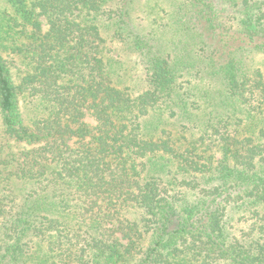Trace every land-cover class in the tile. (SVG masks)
Wrapping results in <instances>:
<instances>
[{
    "label": "trees",
    "instance_id": "trees-1",
    "mask_svg": "<svg viewBox=\"0 0 264 264\" xmlns=\"http://www.w3.org/2000/svg\"><path fill=\"white\" fill-rule=\"evenodd\" d=\"M4 2L0 264H264V0Z\"/></svg>",
    "mask_w": 264,
    "mask_h": 264
},
{
    "label": "rangeland",
    "instance_id": "rangeland-1",
    "mask_svg": "<svg viewBox=\"0 0 264 264\" xmlns=\"http://www.w3.org/2000/svg\"><path fill=\"white\" fill-rule=\"evenodd\" d=\"M165 4L163 3V0H137L136 2V6L138 8V10L136 11L137 13L134 14V17H136L138 22H142L144 23L147 19L151 20V18H153L154 16H159L158 20L159 22L156 24L154 22H146L147 26H144V32L146 33L149 30H158L160 33H164V35L166 37L169 36L170 38L172 37V31L175 28V25L173 23V19H172V10L173 8L176 7V3L178 0H165ZM158 4V7L154 8L155 4ZM6 4L4 2V0H0V20H1V13L3 12V10H5ZM167 9H165V7ZM162 8H164L165 10L163 11ZM139 9H141V11H139ZM151 9H154L155 12L153 13V15H150L149 17L147 16V13L149 11H151ZM145 24V23H144ZM220 34V32H219ZM191 35V34H190ZM189 35V36H190ZM218 37H220L218 35ZM169 38V40H170ZM189 44H193V39L192 36L190 37H186ZM178 41L181 43V35L177 37ZM185 40V39H184ZM224 44H227L229 46H237L240 44H244L242 42V40L238 39V36H236L235 34H229V35H225L223 38ZM111 46L114 48L112 49V51H110L109 55L112 58H117V60L119 61H123L120 64V67L122 68V63L124 70L122 69L121 74L123 75V79L125 81L126 84L133 86V89L136 92H139L140 90H142L144 88V83L142 80V73H143V67H142V62H140V57L138 56V54H134L129 52L128 50L124 49L123 51H120L119 48H126V46H124L121 43V40H116L114 42H107V46L110 47ZM251 63L255 66H259L261 68L264 69V54L262 53H256L253 55V60L251 61Z\"/></svg>",
    "mask_w": 264,
    "mask_h": 264
}]
</instances>
